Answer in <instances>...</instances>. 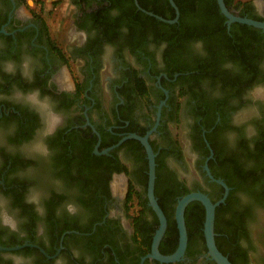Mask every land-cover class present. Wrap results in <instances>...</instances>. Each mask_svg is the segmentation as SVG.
Here are the masks:
<instances>
[{
  "label": "flooded vegetation",
  "instance_id": "af4514ba",
  "mask_svg": "<svg viewBox=\"0 0 264 264\" xmlns=\"http://www.w3.org/2000/svg\"><path fill=\"white\" fill-rule=\"evenodd\" d=\"M252 3L264 19V0ZM133 5L163 21L139 0H72L60 42L44 4L0 0V264H217L198 233V200L186 207L189 221L185 210L184 257L150 256L160 218L141 205L151 207L150 159L132 135L148 139L155 195L172 201L162 254L179 245V200L201 191L219 201L222 180L217 245L235 264H264V203L244 194L237 172L264 176V54L253 51L250 63L216 37L138 27ZM175 14L163 22L180 30L200 22ZM224 23L230 32L235 22ZM235 215L247 233L238 228L233 242Z\"/></svg>",
  "mask_w": 264,
  "mask_h": 264
},
{
  "label": "trees",
  "instance_id": "16d2710c",
  "mask_svg": "<svg viewBox=\"0 0 264 264\" xmlns=\"http://www.w3.org/2000/svg\"><path fill=\"white\" fill-rule=\"evenodd\" d=\"M23 1L25 3L28 2V0H23ZM139 2L147 10L153 11L167 19H173L176 15L175 9L170 4L169 0H166L165 2L166 5L161 4L160 1L158 3L155 1L150 2L148 0H139ZM175 2L180 8L181 19H189V18L192 19L193 18L194 20H198L200 22L193 23L194 25L191 27H188L187 24H185V30H180L178 28V25L176 24L165 23L144 12L135 11L134 5H133L134 6L133 14H131V16H133L132 21L138 27H147V24L145 23V21L150 26H153V27L164 26V28L168 30L167 33L173 34L172 36H174L175 34L177 35L185 34L186 36L187 35L189 36L200 35V36H205L208 38L216 37L224 41L225 43H228V45H230L234 51L236 49V44H237L239 46L238 53L236 51V54L238 55V57H240L241 59L243 58V60L250 59V63L253 61V58L255 57V55L253 54V51L259 52L260 54H264V32H262L261 29H257L251 25L243 24L239 22L233 23L231 31L228 32L227 26L224 23L227 20V17L221 12V9H220V6L217 0H175ZM225 2H226V5L230 9L241 8L240 15L242 16H249L254 19L264 20L261 16L253 12L254 7H253L252 0H245V1L244 0H225ZM246 48L248 49L249 54L245 53ZM239 52L245 55L240 56ZM237 172L243 178L242 183H241V188L244 194L250 197V200L252 203L263 204L264 203V176L259 177V175H256L255 172L243 171L241 169H239ZM146 185H147V182H146ZM156 195L159 196V199H158L159 204L165 212L173 211L172 201L169 200L168 197H162L159 194H156ZM129 199H131L132 202L135 200L133 199L132 193L130 194ZM141 205L143 206V208H152V207H147L146 202L144 201L141 203ZM197 206L198 208H196V212L198 213L197 218H198V222L200 225L198 233L204 239V233H203L204 231L202 229L204 228L205 209L199 206V204ZM191 209H193V205H191L190 207L186 209L187 221L190 220L191 214H189V212L191 211ZM218 210L219 208H217V211ZM248 219H253V215L250 214ZM244 220H246L244 216L235 215L233 217L232 221L230 222V225L232 226V228L234 227L235 228H234V231L231 230L233 234L231 236V241L233 242H235V240L237 241L236 237L238 236V232H239L238 228H241L245 233H247ZM173 222L174 223H172L173 227H171V232H173V235L177 237L178 230L176 228L175 220ZM217 227H219V225L218 226L216 225L215 230L217 233H219L221 230H220V227L219 228ZM230 229L231 228L229 226L228 231ZM240 235H242L241 232H240ZM247 235L248 234L245 235L246 236L245 238L248 240V244L250 247L252 246V243L250 241V238ZM223 238L229 239L228 237H223ZM216 240L218 244L220 237L217 236ZM243 258H245L244 260L247 259L246 252H244ZM230 260L233 262V264L236 263L233 257H230Z\"/></svg>",
  "mask_w": 264,
  "mask_h": 264
},
{
  "label": "water",
  "instance_id": "95a60500",
  "mask_svg": "<svg viewBox=\"0 0 264 264\" xmlns=\"http://www.w3.org/2000/svg\"><path fill=\"white\" fill-rule=\"evenodd\" d=\"M170 1H171V4L176 9L177 17H178L179 8L174 0H170ZM217 1L220 6L221 12L227 17V21L229 24H231L232 22H239V23L248 24V25L264 30V20L254 19L249 16H242L239 13H236L234 10L230 9L226 5L225 0H217ZM137 4H138V1H137ZM149 14L155 15L157 18L163 21L169 22V23H173L177 19L176 18V19L168 20L162 16L154 14L153 12H149ZM132 136H135L141 139L147 147V151H148L149 159H150L148 197H149V202H150L151 207L154 209V211L158 214L160 218V226L155 234L153 245H152L153 252L150 256L156 257L160 259L161 261H165V262H177V261H180L184 257L186 249H187V245H188V232H187V227H186V222H185V210H186L187 205L191 201L198 200L205 206V209H206L204 232H205L208 251H209L211 258L217 264H233V262L229 259V257L219 249L217 242H216V235H217L215 231L216 208L219 204L225 201L227 194L229 192V187L222 180H219V182L222 183L226 187V192H225V195L219 201L213 202L208 194L201 192V191H194V192L188 193L179 200L177 207H176V219H177L178 227L180 231V241H179L178 248L176 249L174 253L169 254V255H164L159 251V244L167 228V218L155 195V183H156L155 153L147 138L141 137L138 135H132Z\"/></svg>",
  "mask_w": 264,
  "mask_h": 264
},
{
  "label": "rangeland",
  "instance_id": "374dc122",
  "mask_svg": "<svg viewBox=\"0 0 264 264\" xmlns=\"http://www.w3.org/2000/svg\"><path fill=\"white\" fill-rule=\"evenodd\" d=\"M30 2H27V5L36 10H38L40 4H44V17L47 19L54 36H56L60 42H66L70 34L69 27L72 18L71 14L73 12V10L69 8L68 0H58L55 3H45V1L42 0H32ZM261 248L264 252V243L261 244Z\"/></svg>",
  "mask_w": 264,
  "mask_h": 264
},
{
  "label": "crops",
  "instance_id": "0c3cea01",
  "mask_svg": "<svg viewBox=\"0 0 264 264\" xmlns=\"http://www.w3.org/2000/svg\"><path fill=\"white\" fill-rule=\"evenodd\" d=\"M42 1H45V3L49 2V3H55L56 1L58 0H42ZM69 4L71 3L72 4V0H68Z\"/></svg>",
  "mask_w": 264,
  "mask_h": 264
},
{
  "label": "built area",
  "instance_id": "2783aa9c",
  "mask_svg": "<svg viewBox=\"0 0 264 264\" xmlns=\"http://www.w3.org/2000/svg\"><path fill=\"white\" fill-rule=\"evenodd\" d=\"M30 1H32V0H28V2H30ZM31 3V2H30Z\"/></svg>",
  "mask_w": 264,
  "mask_h": 264
}]
</instances>
